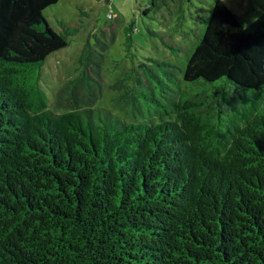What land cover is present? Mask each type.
<instances>
[{"label": "trees", "instance_id": "16d2710c", "mask_svg": "<svg viewBox=\"0 0 264 264\" xmlns=\"http://www.w3.org/2000/svg\"><path fill=\"white\" fill-rule=\"evenodd\" d=\"M58 1L0 0V264H264V10L216 0L183 73L201 88L151 57L109 85L120 115L99 36L50 107Z\"/></svg>", "mask_w": 264, "mask_h": 264}, {"label": "rangeland", "instance_id": "374dc122", "mask_svg": "<svg viewBox=\"0 0 264 264\" xmlns=\"http://www.w3.org/2000/svg\"><path fill=\"white\" fill-rule=\"evenodd\" d=\"M216 0H59L48 6L44 15L50 25L60 33L68 34V45L54 51L41 68L40 83L50 97V107L60 111L54 103L61 85L74 74V62L89 39L96 36L107 39L103 64L104 91L97 105L111 108L124 115V110L113 105L116 91L109 85L127 68L148 62L151 57H161L180 67L179 77L185 87L201 88L183 80L187 61L206 28L208 14ZM243 18L244 25L253 21L264 10V0H222ZM179 11L183 15L182 30L195 28L182 35L177 28ZM109 13L113 16L109 17ZM103 33V34H102ZM111 37L113 38L111 41ZM168 43L177 45L174 52Z\"/></svg>", "mask_w": 264, "mask_h": 264}, {"label": "built area", "instance_id": "2783aa9c", "mask_svg": "<svg viewBox=\"0 0 264 264\" xmlns=\"http://www.w3.org/2000/svg\"><path fill=\"white\" fill-rule=\"evenodd\" d=\"M110 17H112V14H109Z\"/></svg>", "mask_w": 264, "mask_h": 264}]
</instances>
